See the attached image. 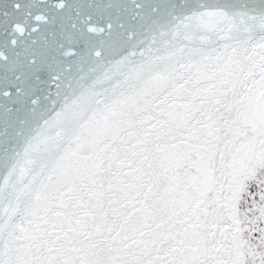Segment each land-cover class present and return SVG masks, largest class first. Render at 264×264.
<instances>
[{
  "label": "snow or ice",
  "instance_id": "1",
  "mask_svg": "<svg viewBox=\"0 0 264 264\" xmlns=\"http://www.w3.org/2000/svg\"><path fill=\"white\" fill-rule=\"evenodd\" d=\"M0 264H264V0H0Z\"/></svg>",
  "mask_w": 264,
  "mask_h": 264
}]
</instances>
